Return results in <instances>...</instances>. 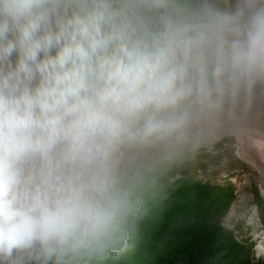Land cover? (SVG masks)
I'll return each instance as SVG.
<instances>
[{
	"label": "clouds",
	"instance_id": "clouds-1",
	"mask_svg": "<svg viewBox=\"0 0 264 264\" xmlns=\"http://www.w3.org/2000/svg\"><path fill=\"white\" fill-rule=\"evenodd\" d=\"M222 146L264 154V0H0V264H159Z\"/></svg>",
	"mask_w": 264,
	"mask_h": 264
},
{
	"label": "trees",
	"instance_id": "trees-1",
	"mask_svg": "<svg viewBox=\"0 0 264 264\" xmlns=\"http://www.w3.org/2000/svg\"><path fill=\"white\" fill-rule=\"evenodd\" d=\"M237 195L222 186L186 173L172 193L167 223L158 239L164 254L159 264H264L254 256V243L240 241L224 226Z\"/></svg>",
	"mask_w": 264,
	"mask_h": 264
},
{
	"label": "rangeland",
	"instance_id": "rangeland-1",
	"mask_svg": "<svg viewBox=\"0 0 264 264\" xmlns=\"http://www.w3.org/2000/svg\"><path fill=\"white\" fill-rule=\"evenodd\" d=\"M186 174L235 187L237 198L223 224L234 230L240 241L248 239L254 243L255 258L264 261V255L259 254L264 252V247L259 252L257 250V238L264 239V193L259 183L264 174L254 169L245 155H237L227 146L193 161ZM253 217L256 219L255 228L252 227Z\"/></svg>",
	"mask_w": 264,
	"mask_h": 264
},
{
	"label": "bare ground",
	"instance_id": "bare-ground-1",
	"mask_svg": "<svg viewBox=\"0 0 264 264\" xmlns=\"http://www.w3.org/2000/svg\"><path fill=\"white\" fill-rule=\"evenodd\" d=\"M245 156L250 161V163L253 165L254 169H257L264 174V154H259L253 151V152H249L245 154ZM259 183L264 193V179L259 180Z\"/></svg>",
	"mask_w": 264,
	"mask_h": 264
}]
</instances>
